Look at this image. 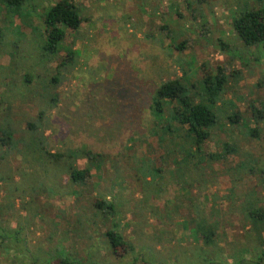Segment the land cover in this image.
<instances>
[{"label":"rangeland","instance_id":"1","mask_svg":"<svg viewBox=\"0 0 264 264\" xmlns=\"http://www.w3.org/2000/svg\"><path fill=\"white\" fill-rule=\"evenodd\" d=\"M74 1L85 21L78 31L67 30L65 49L45 62L41 48L46 40V10L31 2L28 10L23 6L12 11L0 0V93L11 102L0 104V117L10 108L23 128L41 110H48L52 148L86 146L119 162L118 168L105 166L100 179L94 176L88 182L90 188L99 183L93 194L112 191L122 206L119 232L123 230L136 245L142 244L141 239L148 241L153 252L150 263L185 264L194 258L186 257L184 247L195 246L183 221L196 214L200 203L210 208L215 204L222 213L240 202L264 204V45H246L233 28L238 15L264 7V0ZM27 73L34 75L28 100L14 101L12 95L25 91L22 83ZM217 74L223 92L207 102L218 118L211 139L202 153L191 158L189 167L175 166V157L182 159L179 147L184 140L162 132L172 119L173 105L161 101L163 112L156 113L157 89L175 78L199 89L205 75L215 81ZM55 76L60 79L55 88L58 105L50 110L38 100L43 89L38 85ZM190 89V102L200 103L199 94ZM142 159L154 166H137ZM12 167L18 174L17 190L30 178L45 175L40 167ZM52 174L55 178L56 170ZM67 182L65 176L63 184ZM7 185L0 184V205L7 202L1 191ZM33 193L36 206L24 210L30 193L17 199V211L6 223L3 220L13 230L7 239L15 242L21 235L25 255L52 261L62 232L68 234L63 243L72 244L70 226L83 211L74 196L56 195L46 188ZM47 200L54 209L51 213L41 212ZM241 227L233 221L224 229L223 246L242 236ZM142 232L145 236L140 237ZM155 234H161L163 252L149 239ZM101 239L91 230L78 240L77 249L94 250L92 246ZM103 255L105 264H134L130 253L120 259L105 251ZM13 258L20 264L16 253ZM0 264H13V260L2 263L0 259Z\"/></svg>","mask_w":264,"mask_h":264},{"label":"trees","instance_id":"2","mask_svg":"<svg viewBox=\"0 0 264 264\" xmlns=\"http://www.w3.org/2000/svg\"><path fill=\"white\" fill-rule=\"evenodd\" d=\"M3 1L12 11L19 10L23 6L28 10L31 2L46 10L44 19L46 40L41 48V56L45 62L52 60L54 55L57 56L65 49L63 44L66 40L67 30L78 31L85 21L79 5L74 0H57L54 4L50 0ZM233 28L246 45H264V7L243 11L234 19ZM1 31L0 28V33ZM72 54L73 52L69 51L68 58H72ZM61 65L66 66L64 62ZM219 76L220 74H217L214 81L211 75H205L199 89L196 85L190 87L182 83L179 78L165 81L157 89L158 100L155 106L153 105L154 111L158 114L163 112L161 101L173 105L172 119L163 125L162 132L164 135L172 134L174 138L181 136L184 140L179 147L182 159L179 160L178 157H175V166L189 167L191 158L197 153H202L204 145L211 139L218 118L207 102L212 101L215 97L218 98L223 92L219 81H216ZM33 80L34 75L30 73L25 75L22 83L25 91L20 90L19 94L12 95L14 101H17V98L21 103L28 100L26 95L31 92L29 87L33 89ZM59 80V77L55 76L47 83L40 82L38 87L43 86V89L41 92L36 91L42 106L50 110L58 105V94L55 92V88ZM190 88L199 94L200 103L192 104L190 102ZM1 103H11L3 98V93H0ZM7 112L3 117H0V184L8 183L6 188L1 189L7 199L5 204L0 205V259L2 263H5L6 260H13V264H16L17 260L13 258L16 253L20 264H105L106 261H103L102 258L106 259V256H101V252L105 251L107 255L111 254L119 259L130 253L134 264H154L152 261L150 263L153 252L148 241L145 242L141 239L142 244L136 245L127 239L123 230L119 232L122 206L114 200L112 191L107 194L98 192L94 195L99 183L93 185V189L88 184L94 176L100 179L105 166L118 168L117 166H121L120 163L108 155L95 152L86 146L52 148L47 135L51 128L50 119L47 116L48 110L47 112L44 109L41 110L39 115L27 121L23 128L20 126L21 123L16 122L13 118L14 112L12 111V113L10 108L7 109ZM228 119L233 122L232 116ZM12 166L40 167L45 175L40 176L39 179L32 180L30 178L29 183L17 190L14 186L18 182V174L16 168ZM137 166L154 165L150 160L142 159ZM197 167L202 170L200 166ZM53 170H56L57 173L55 178H53ZM65 176L68 177V185L67 183L63 184ZM61 184L63 186H60ZM45 188L52 190L56 195L67 194L76 197V202L81 204L83 211L75 224L70 226L71 232L74 233L71 239L75 247L72 244L66 246L63 243L68 234L65 231L62 232L63 240L58 242L55 247L56 259L47 262L43 261V257L33 259L29 254L26 256L25 243L21 235L15 237V242L10 238L7 239L8 236H12L13 230L7 229L8 227L3 224V220L6 223L12 217L13 211H17L15 208L17 199H25L32 193V196L29 195L30 200L24 210L29 206H36L33 191H41ZM86 195L87 197H85ZM207 202H209L208 199ZM147 203L149 202H144V206H147ZM45 205L46 209L41 212L51 213L54 210L48 200ZM150 207H152L151 213L155 216V206L151 205ZM62 213L65 214V210ZM167 215L169 218V214ZM190 218L183 222H187L186 228L192 232L190 238L194 241L195 248L184 247V250L186 257L194 258V260H188L185 264H264V204L262 205L261 202H240L236 206L235 204L229 206L225 213H222V208L215 204L210 208L208 203H200L196 214ZM233 221H239L243 234L238 239L234 237L232 243L223 246L226 244L222 236L225 232L224 229L227 230L233 226ZM142 223L144 224V222ZM54 227L58 231L57 223L54 224ZM91 230L100 234L101 241L92 246L94 250L79 251L77 249L78 240L86 238ZM139 235L140 237L145 236L143 232ZM160 235L155 234L149 239L154 241L159 252H163ZM171 264L181 263L176 260Z\"/></svg>","mask_w":264,"mask_h":264}]
</instances>
